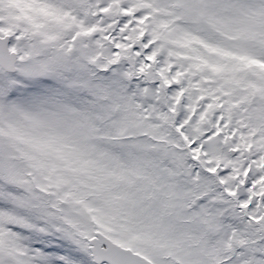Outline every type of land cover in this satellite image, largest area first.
Returning <instances> with one entry per match:
<instances>
[{
    "label": "snow or ice",
    "instance_id": "6c2138e0",
    "mask_svg": "<svg viewBox=\"0 0 264 264\" xmlns=\"http://www.w3.org/2000/svg\"><path fill=\"white\" fill-rule=\"evenodd\" d=\"M0 264H264V0H0Z\"/></svg>",
    "mask_w": 264,
    "mask_h": 264
}]
</instances>
